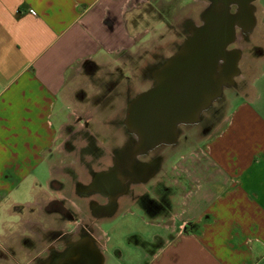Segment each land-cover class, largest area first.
I'll return each mask as SVG.
<instances>
[{
	"label": "crops",
	"instance_id": "crops-1",
	"mask_svg": "<svg viewBox=\"0 0 264 264\" xmlns=\"http://www.w3.org/2000/svg\"><path fill=\"white\" fill-rule=\"evenodd\" d=\"M171 2L0 0V250L6 255H0V264H27L28 237L47 230L50 218L57 216L47 210L51 200L61 197L60 191L51 195V157L59 131L66 127V108L75 107L81 121L85 105L113 99L114 91L120 90L117 81L127 80L131 69L137 66L144 75L154 67L147 66L143 56L145 44L161 43L160 37L172 38L176 32L165 29L167 21L160 15L161 6L170 8ZM259 7L264 12V4ZM142 21L149 22L142 27ZM251 41L253 53L240 52L237 63L236 77L245 88L233 98L224 125L201 145L172 161L176 149L166 160L165 172L175 175L169 198L175 211L167 217L162 204L148 207L147 199L165 201L160 194L149 193L144 202L118 194L108 211L96 215L111 218L131 201L152 218L164 220L158 224L163 233L154 235L152 246H142L144 264H264V14ZM154 48L159 50H153L151 58L168 57L161 46ZM115 73L122 74L119 80ZM112 84L111 91L107 86ZM111 117L100 120L95 129L102 139L112 131ZM85 129L78 131L89 132ZM125 132L130 134L126 128ZM95 134H89L94 141L85 140L80 148L96 147L107 157L112 147L104 145V139L98 143ZM130 136L129 147L134 140ZM94 166L93 172L105 169ZM161 177L152 179L153 186ZM148 180L142 181L145 186L152 181ZM86 183L82 178L75 188ZM80 197L87 198L92 214L106 202L99 196Z\"/></svg>",
	"mask_w": 264,
	"mask_h": 264
},
{
	"label": "rangeland",
	"instance_id": "rangeland-1",
	"mask_svg": "<svg viewBox=\"0 0 264 264\" xmlns=\"http://www.w3.org/2000/svg\"><path fill=\"white\" fill-rule=\"evenodd\" d=\"M175 3L176 0H172L170 8H168V5H162L160 15H162V17L167 21V25L165 24V29H167L169 33L170 29H174L176 32H173L174 35L172 38H170L169 34L168 36L164 35L162 38L160 37L158 40L162 39L160 41L161 43L147 42L145 44L146 51L143 56H145L147 66H156L166 58L165 56H158L157 59L151 58L150 53H152L153 50L155 52H158L159 50L154 48V45L162 47L160 51L161 53L164 52L163 55H168V57L171 56V53L177 49L178 45L181 44V41L187 35L185 26L188 25L190 28L191 26L199 25L201 22L200 15L207 5L205 0H178L177 7ZM263 4L264 0H255L253 3L254 17L257 23H259V19L263 17L264 14V12L259 7V5L263 6ZM149 9L150 8H148L147 5L145 11L148 13ZM151 20H153V18ZM143 21L141 22V24H143L142 27L147 24L146 22H149ZM169 22L173 24L172 27L168 26ZM251 34L252 31L247 34H242L241 31L237 30V43L231 48L238 49L243 55H249L251 52L253 53L255 46L251 41ZM170 40L172 41L169 42ZM133 70L134 71L131 69L130 74H128L129 78L127 80L121 78V80H123L121 83L117 81L116 85L119 86L120 90L117 88V90L114 91L113 99H107L106 101H103V105H100L99 99H95V101L92 100L91 104L87 107L85 105V108H82L83 110L81 111L83 114V120H77V116H75L76 113H74V110L76 109L75 107L69 105L66 108L67 112L69 113L67 115L68 120L66 127L61 132L59 131V136L55 142V151L51 157L52 177L58 178V180L60 178L59 183L64 187L56 190L57 185L50 184L51 195H53L52 192L58 193L60 191L61 197L59 199L63 200L64 198V205L71 211L77 212L78 220H76V223H74L76 225L88 223L94 228V235L101 246V254L104 258L103 264H144L146 259L142 246H152L151 243L154 235L163 233V229L159 225L164 220L160 217L152 218L150 215H147L137 204H132L131 201L130 205L123 204L125 206L120 207L117 213L111 218H95L90 212L89 205L86 201H84V199L87 198L80 197L81 194H78L75 190V183L78 182L79 178H84L82 177V172L84 173L82 168H84V166L81 162L83 159L88 160L91 158L90 155H87L86 153L80 154L81 148L79 145L80 143L83 145L85 140H89L90 133L95 134V129H97L96 127L100 124V120H104L105 122V118H108L109 115H112V121L114 119V121L111 123L113 124L112 131L108 132L106 137L103 136L104 142L102 143L104 145L107 143L108 147L110 146L118 148L127 142L128 135H132L127 134L125 132V128H123L120 124L124 115L125 106L127 102L139 92V90L145 91L151 82H153L152 77L151 75H148V72H146L145 75L138 73L137 66L134 67ZM113 76L119 80L122 74L115 73ZM236 78L235 82L237 83V87L232 86V89L223 88L220 96L200 113L199 120L197 122L188 125H181L179 127L181 133L178 134L175 144L171 146H160L157 149L158 154L160 153L163 157V161H165L161 166V170L163 172H165L164 169L166 167H169L166 160L169 158V155L172 151L177 149L172 156L173 161L174 158L177 157V154L180 152H185L188 148L190 149L196 147L197 145H201V143L205 142L208 138L215 135L221 129L233 106V98L236 97V94H239V92L242 91V88H245L243 86V82ZM138 87L139 90H137ZM107 88L109 89L110 86H107ZM96 98H98V95ZM80 128H86L85 130H88L89 132L81 133L78 131ZM95 135L97 137L96 141L100 143V141L103 140L100 137V133ZM79 136H84V138L81 137L80 139L78 138ZM130 137L128 141L131 140ZM101 158L107 164L110 162V154L107 157L101 156L97 161H101ZM73 174L78 175V178L72 179ZM160 175L161 171H159L154 178L159 179V177H161ZM163 177L165 176L163 175L160 179H163ZM174 177L175 175L170 170L167 178L172 180ZM153 180L146 184L145 187L148 190L150 187L154 188ZM132 189V197L138 196V194L143 193L145 190L144 187L137 185ZM155 190V193L157 192V194L163 195L165 197L166 193H161V189L157 187ZM147 194H149V192H147ZM129 197L133 199L131 195ZM160 197L162 198V196ZM126 198L128 199V197ZM165 202L167 203L166 199L164 202L157 201L156 203H163L162 206H164L162 207V210L165 211V215L168 217L170 216L171 212L173 213L175 211L176 207H173L170 210V208L166 206ZM73 203L75 205H73ZM137 203H139V201ZM76 206L80 207L81 210H78ZM20 211L21 209L19 212ZM49 222L51 226L58 225L57 218L51 217ZM70 222L71 221L65 220V223L63 224L62 222L61 224L69 227L72 225Z\"/></svg>",
	"mask_w": 264,
	"mask_h": 264
},
{
	"label": "water",
	"instance_id": "water-1",
	"mask_svg": "<svg viewBox=\"0 0 264 264\" xmlns=\"http://www.w3.org/2000/svg\"><path fill=\"white\" fill-rule=\"evenodd\" d=\"M199 25L191 26L177 50L151 71L152 84L126 106L124 126L134 136L131 158L177 141L178 128L199 120L239 74L240 51L229 48L237 30L247 34L256 19L255 0H205ZM157 166L144 174L147 180ZM75 264H103L92 240L81 241ZM73 264V263H71Z\"/></svg>",
	"mask_w": 264,
	"mask_h": 264
},
{
	"label": "flooded vegetation",
	"instance_id": "flooded-vegetation-1",
	"mask_svg": "<svg viewBox=\"0 0 264 264\" xmlns=\"http://www.w3.org/2000/svg\"><path fill=\"white\" fill-rule=\"evenodd\" d=\"M189 28L188 25L185 26V29L187 30ZM237 39L234 41V43L229 46L231 48L234 44H236ZM161 63V62H160ZM158 63L156 66L158 67L160 65ZM156 67H148L146 69V72H148V75L150 76L151 72ZM145 72V73H146ZM145 75V74H144ZM237 79V78H236ZM235 80V78H234ZM113 84L110 86L111 91L114 90V87H112ZM234 87H237V83L235 82L233 84ZM233 87L230 86L227 89H232ZM114 121V119H113ZM112 121V122H113ZM111 122V123H112ZM124 122V115L121 120V125L124 128L123 125ZM113 125V124H112ZM180 127V126H179ZM179 129V128H178ZM178 134L181 133L180 130H178ZM94 135L89 136V141H94ZM129 136L127 138L128 142ZM127 142L119 146L118 148L112 147L110 154V162L106 165L105 163H101V161H97L104 153H101L96 147L92 148L91 146H82L80 150V154H87L90 155V159L85 160L81 162L84 166L82 172V177H84L87 180V183L81 186H78L75 188L76 192L81 195H85L86 197L90 196H99L101 199H105L106 202L101 207L98 206V208L93 211V215L96 218L99 213H102L103 210L108 211L112 205H114V198L116 195H131L132 196V188L134 186H141L145 188V191L143 193L138 194L137 199H139L141 202L145 201V198L148 197V194L146 192L151 193V195L155 197V189L158 187L159 189H162V193H166L165 198L168 200L166 203V206L172 209V204L169 200V198L172 195V180L170 178H167L168 173L165 172L163 175V179L161 180L160 184H158L159 181H157V184L153 187H150L148 190L145 187V182H142L144 180V174L148 171H150L153 167V165L157 166L156 173L154 172L148 182L156 176V174L160 171L161 165L164 162L163 157L161 154H158L157 149L160 147L151 150L150 152L144 154V155H138L134 159L131 158V152H129V146L126 145ZM164 146V145H161ZM171 146V145H169ZM84 151V152H82ZM96 165L99 168H105L104 170H99L97 172H93V166ZM86 171V172H85ZM104 175V176H103ZM104 177V179H103ZM78 178V175L73 174L72 179ZM81 178H79L80 180ZM76 182L75 184L79 183ZM55 183V184H54ZM147 183V182H146ZM166 183V184H165ZM51 184L57 185V187L64 188L60 183H57L56 178H51ZM161 184H165V186H160ZM168 184V185H167ZM133 186V187H131ZM156 200L159 201V199H147L148 202L147 205L150 209L157 208L158 204L156 203ZM163 204V203H162ZM73 205H75L73 203ZM116 205V204H115ZM164 206V205H163ZM93 207V202H92ZM48 212L51 213H57V226L53 225L49 227L47 230H44L40 233L33 232L30 237H28V245L31 249V255L27 259V264H75L77 262V259L79 257V247L81 245V241L88 238L89 240H92L93 244L101 250V246L94 235V228L88 224H79L76 225V220H78L77 212L71 211L69 208H67L64 205V198L63 200H51L47 206ZM50 213V214H51ZM65 220L71 221V226L67 227L63 225L65 223ZM73 221V222H72ZM63 222V224H61ZM75 222V223H74ZM55 224V223H54ZM94 230V231H93ZM40 245H42L40 247ZM9 253L13 255L15 252L11 249H8ZM0 255L3 254V251L0 250ZM6 257V255H5ZM12 261V260H10ZM11 263H17L12 261Z\"/></svg>",
	"mask_w": 264,
	"mask_h": 264
},
{
	"label": "built area",
	"instance_id": "built-area-1",
	"mask_svg": "<svg viewBox=\"0 0 264 264\" xmlns=\"http://www.w3.org/2000/svg\"><path fill=\"white\" fill-rule=\"evenodd\" d=\"M30 13H31L32 15H34V12H33V11H30Z\"/></svg>",
	"mask_w": 264,
	"mask_h": 264
}]
</instances>
